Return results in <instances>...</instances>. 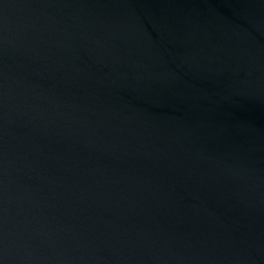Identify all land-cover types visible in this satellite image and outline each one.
<instances>
[{
    "label": "water",
    "instance_id": "water-1",
    "mask_svg": "<svg viewBox=\"0 0 264 264\" xmlns=\"http://www.w3.org/2000/svg\"><path fill=\"white\" fill-rule=\"evenodd\" d=\"M0 264H264V0H0Z\"/></svg>",
    "mask_w": 264,
    "mask_h": 264
}]
</instances>
